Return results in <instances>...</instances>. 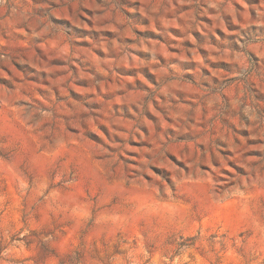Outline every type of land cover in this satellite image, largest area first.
Returning a JSON list of instances; mask_svg holds the SVG:
<instances>
[{
  "label": "rangeland",
  "instance_id": "rangeland-1",
  "mask_svg": "<svg viewBox=\"0 0 264 264\" xmlns=\"http://www.w3.org/2000/svg\"><path fill=\"white\" fill-rule=\"evenodd\" d=\"M0 264H264V0H0Z\"/></svg>",
  "mask_w": 264,
  "mask_h": 264
}]
</instances>
